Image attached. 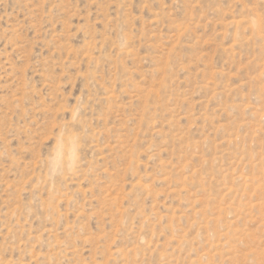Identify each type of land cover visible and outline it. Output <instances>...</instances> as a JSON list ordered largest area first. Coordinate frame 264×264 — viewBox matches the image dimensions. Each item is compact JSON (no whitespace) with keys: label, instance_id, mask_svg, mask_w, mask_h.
Wrapping results in <instances>:
<instances>
[{"label":"rangeland","instance_id":"rangeland-1","mask_svg":"<svg viewBox=\"0 0 264 264\" xmlns=\"http://www.w3.org/2000/svg\"><path fill=\"white\" fill-rule=\"evenodd\" d=\"M0 264H264V0H0Z\"/></svg>","mask_w":264,"mask_h":264}]
</instances>
